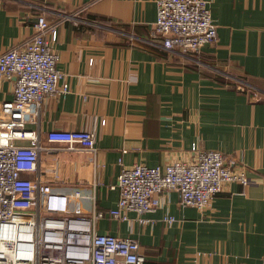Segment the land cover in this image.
I'll use <instances>...</instances> for the list:
<instances>
[{"label":"crops","instance_id":"1","mask_svg":"<svg viewBox=\"0 0 264 264\" xmlns=\"http://www.w3.org/2000/svg\"><path fill=\"white\" fill-rule=\"evenodd\" d=\"M206 1L218 42L195 55L168 51L153 37L157 0H0V55L33 36L43 15L57 29L51 45L60 87H70L27 112V128L45 147L30 178L94 194L105 213L97 232L138 241L146 264L264 260V0ZM14 88V79L0 81V105L13 100ZM52 130L90 131L96 150L50 143ZM195 143L236 161L248 185L226 183L205 210L182 206L172 191L143 217L150 222L132 211L126 221L110 217L123 167L191 161ZM74 205L93 211L88 199L74 198Z\"/></svg>","mask_w":264,"mask_h":264},{"label":"built area","instance_id":"2","mask_svg":"<svg viewBox=\"0 0 264 264\" xmlns=\"http://www.w3.org/2000/svg\"><path fill=\"white\" fill-rule=\"evenodd\" d=\"M35 28L24 43L0 55V81L15 80L13 100L0 105V264H146L138 241L97 232L105 213L96 210L94 194L80 197L29 176L38 172L45 147L40 134L27 128V112L70 88L68 83L60 87L63 74L51 45L58 38L56 27L41 15ZM153 37L161 39L166 50L182 54L198 55L203 47L216 45L218 32L208 1L157 0ZM47 140L68 150H96L90 131L52 130ZM23 141L27 145L19 144ZM192 154L191 161L164 167H123L119 202L110 217L126 221L132 211L141 223L150 222L143 217L156 212L160 197L172 191L180 193L182 206L205 210L226 183L248 185L245 171H235L236 161L227 162L223 153L202 150L195 143ZM78 197L90 201V215L74 205ZM175 221L171 215L165 218L169 226Z\"/></svg>","mask_w":264,"mask_h":264},{"label":"rangeland","instance_id":"3","mask_svg":"<svg viewBox=\"0 0 264 264\" xmlns=\"http://www.w3.org/2000/svg\"><path fill=\"white\" fill-rule=\"evenodd\" d=\"M38 1H39V0H38ZM238 78L242 80V81H241V82H242V86H246V85H245L246 82L244 81V78H243L242 76H239V75H238ZM135 165H136V164H135Z\"/></svg>","mask_w":264,"mask_h":264},{"label":"water","instance_id":"4","mask_svg":"<svg viewBox=\"0 0 264 264\" xmlns=\"http://www.w3.org/2000/svg\"><path fill=\"white\" fill-rule=\"evenodd\" d=\"M240 90H241V91H244L245 89H244V87H240Z\"/></svg>","mask_w":264,"mask_h":264},{"label":"trees","instance_id":"5","mask_svg":"<svg viewBox=\"0 0 264 264\" xmlns=\"http://www.w3.org/2000/svg\"><path fill=\"white\" fill-rule=\"evenodd\" d=\"M96 18V17H95ZM243 77V76H242ZM244 78V77H243Z\"/></svg>","mask_w":264,"mask_h":264}]
</instances>
